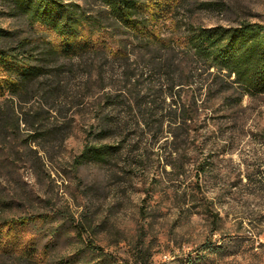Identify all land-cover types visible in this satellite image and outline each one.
Instances as JSON below:
<instances>
[{
	"label": "rangeland",
	"instance_id": "374dc122",
	"mask_svg": "<svg viewBox=\"0 0 264 264\" xmlns=\"http://www.w3.org/2000/svg\"><path fill=\"white\" fill-rule=\"evenodd\" d=\"M174 22L227 28L264 23V0H189L160 27L171 33L178 28ZM0 27L19 39L55 41L53 33L12 15L8 0H0ZM107 36L94 37L103 56L104 40L108 50L117 49V37ZM79 62L62 58L52 65L62 84L55 85L51 112L45 113L36 145L40 158L28 149L22 125L11 140L9 163H0V193L13 200L0 208V216L48 217L7 236L0 264H264V96H247L231 111L215 107L216 125L197 134L195 144L177 146L176 153L139 144V129L121 142L122 130L114 124L127 117L130 105L112 101L111 137L101 142L120 143L117 155L108 165L75 168L74 158L98 125L97 104L119 83V77L106 76L103 90L97 73L88 77ZM104 64L121 73V62ZM204 158L211 162L201 174Z\"/></svg>",
	"mask_w": 264,
	"mask_h": 264
},
{
	"label": "trees",
	"instance_id": "16d2710c",
	"mask_svg": "<svg viewBox=\"0 0 264 264\" xmlns=\"http://www.w3.org/2000/svg\"><path fill=\"white\" fill-rule=\"evenodd\" d=\"M87 1L8 0L12 15L24 16L32 28L41 26L53 33L55 41L19 39L14 31L0 27L1 164L9 163L11 140L21 133L22 125L28 131V149L40 158L36 145L43 133L45 113L51 112L55 85L62 84L52 65L62 58L79 60L89 69L88 77L96 72L103 90L107 89L106 76L119 77L116 87L106 91L96 106L98 125L90 130L81 153L74 158L75 168L88 162L108 165L117 155L120 143L101 142L111 137L107 130L112 101L125 99L130 105L127 117L114 124L122 130L121 142L130 131L139 129V144L176 153L177 146L195 144L197 134L216 125L211 122L215 107L231 111L247 96H264V23L242 22L227 28L174 22L178 28L165 33L160 21L189 0ZM88 5L99 10L94 12ZM103 33L111 34L108 40L117 37L113 39L116 50H108L104 40V56L94 40ZM109 59L121 62V73L105 68ZM210 162V158L202 159L201 174ZM167 163L173 172L183 175L176 163ZM12 201L0 193V208ZM47 219L43 214L0 216V247L18 229Z\"/></svg>",
	"mask_w": 264,
	"mask_h": 264
}]
</instances>
